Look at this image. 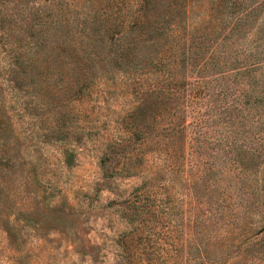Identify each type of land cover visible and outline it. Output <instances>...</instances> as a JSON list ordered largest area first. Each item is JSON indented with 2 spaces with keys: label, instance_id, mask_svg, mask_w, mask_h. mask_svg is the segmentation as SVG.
<instances>
[{
  "label": "rangeland",
  "instance_id": "rangeland-1",
  "mask_svg": "<svg viewBox=\"0 0 264 264\" xmlns=\"http://www.w3.org/2000/svg\"><path fill=\"white\" fill-rule=\"evenodd\" d=\"M97 1L0 0V264H264V0L151 9L134 49L121 0L103 64Z\"/></svg>",
  "mask_w": 264,
  "mask_h": 264
},
{
  "label": "trees",
  "instance_id": "trees-1",
  "mask_svg": "<svg viewBox=\"0 0 264 264\" xmlns=\"http://www.w3.org/2000/svg\"><path fill=\"white\" fill-rule=\"evenodd\" d=\"M187 2L188 0H136L134 4L130 5V1H128V5L131 6L130 15L128 16L129 19L123 18L120 22L123 28L122 35L124 37H130L129 47L134 49L136 46H139L143 43L146 44L148 40L151 45L155 44V36H148V31L153 28L154 25L152 24L153 19L149 16L147 12H149L151 9L153 11H156L158 9L162 10L164 5H168L165 10H162L163 13L161 14H164L165 16V18L163 19L169 23L174 21L176 23L178 21L177 19L181 18L182 12H187ZM121 4V0H98L97 3L94 5V13H92L90 17L87 16L84 18L82 28L84 29L83 31L88 35L90 42L89 47L93 48L92 52L90 49L87 54L89 60L98 59L99 61H97V63L103 64L106 60H110L112 58H108L110 54H108L107 57H104L95 53V49L99 50L102 44L101 42H98L99 38L96 37V33L99 31V23L104 21L105 26H107L108 24H110V19H118V11L116 10V8ZM133 5H136V7H133ZM45 14L46 13L42 9L38 10L36 13L33 14L29 13V18L32 22V25H37V22L40 20L39 18H44L46 16ZM146 15L147 19H144V16ZM168 16H170V18H166ZM137 32L140 33L136 35ZM115 36L116 35L114 34L113 37L115 38ZM146 36L148 37L145 38ZM14 37L17 39H14L11 44L14 49L10 65L12 66V71L19 74L20 68H18V66L20 65V54L16 51V48L18 45L21 46V42L19 41L18 37ZM111 47H113V44L111 45ZM61 52L66 53L67 49L63 48ZM173 62V64L175 65H178L179 63L175 58H173ZM125 68L126 67L124 65H121V67H119V70H124ZM4 119L5 117L1 116L0 123ZM252 178L254 188L251 194L255 199L256 208H258V206L260 208V210L258 209L256 216L262 215V217H264V211L262 209V207H264V171H256ZM223 217H227V213H225L224 211ZM262 229L264 230L263 227Z\"/></svg>",
  "mask_w": 264,
  "mask_h": 264
}]
</instances>
